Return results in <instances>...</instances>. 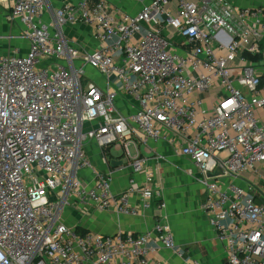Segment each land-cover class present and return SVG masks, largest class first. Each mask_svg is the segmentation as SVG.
<instances>
[{
    "label": "built area",
    "instance_id": "1",
    "mask_svg": "<svg viewBox=\"0 0 264 264\" xmlns=\"http://www.w3.org/2000/svg\"><path fill=\"white\" fill-rule=\"evenodd\" d=\"M0 5L29 42L25 55L0 57V264H148L157 248L182 257L167 224L112 236L64 224L68 207L136 215L128 196L157 195L132 179L113 195L111 174L88 160L91 141L102 156L120 150L132 174L146 165L139 146L162 144L188 160L225 264H264V120L256 116L264 111V7L148 0L129 15L81 0L52 9L44 23L47 0ZM78 24L92 30V52L63 35ZM86 169L92 186L79 178Z\"/></svg>",
    "mask_w": 264,
    "mask_h": 264
},
{
    "label": "crops",
    "instance_id": "2",
    "mask_svg": "<svg viewBox=\"0 0 264 264\" xmlns=\"http://www.w3.org/2000/svg\"><path fill=\"white\" fill-rule=\"evenodd\" d=\"M81 0H47L48 11L42 21H50V11L64 3H77ZM118 10L134 15L138 13L148 0H106ZM240 9H257L264 7V0H227ZM0 57L13 55L23 56L27 53L29 42L23 38V26L17 21L9 19L10 10L0 5ZM8 17V18H7ZM8 20L14 26L9 29ZM63 35L74 45L92 52L98 47L92 30L82 24L64 27ZM264 41V40H263ZM260 97L264 98V91ZM259 120H264V111L256 112ZM99 149L94 142L86 145V154L92 167L96 171L111 174L110 189L113 195L125 193L129 188V180H134V187L150 185L157 194L154 198L144 200L138 194L128 196V206L136 210V215L119 213L115 208L98 210L88 207L89 216H84L76 208L71 207L68 218L64 222L70 227H81L87 233L112 236L115 234H140L151 230L156 224H167L182 257L171 251L157 248L150 252L148 264H225L226 253L217 241L215 232L208 222V215L199 208L203 202V189L192 176L198 173L188 160L176 159L171 150L162 144H151L148 147H138L140 156L146 159L142 172L132 174L121 168V151L110 149L101 150L97 160L94 150ZM135 151V150H134ZM186 170H189L188 174ZM153 174V180L147 183V174ZM81 182L92 186L93 172L86 169L80 172ZM164 204V208L161 206Z\"/></svg>",
    "mask_w": 264,
    "mask_h": 264
},
{
    "label": "rangeland",
    "instance_id": "3",
    "mask_svg": "<svg viewBox=\"0 0 264 264\" xmlns=\"http://www.w3.org/2000/svg\"><path fill=\"white\" fill-rule=\"evenodd\" d=\"M1 13H2V11H0V15H1ZM9 22L10 21L8 20L7 26L9 27V29H11L14 26V24H10ZM85 73L89 77L90 80L94 81L96 84H98L102 88H104V86L102 84L103 77L95 68H93L91 66L86 67L85 68ZM93 150H94V153H93L94 156L93 157H94L95 160H97V157L99 156L100 150L99 149H95V148H93ZM128 150H129V153H130L131 157H134L135 156V151H134L133 147L132 146L128 147ZM110 153L115 154V150L110 149ZM65 209L66 210L63 212L62 217H64V219L66 220V218H68V211L67 210H71L72 208L68 207V208H65ZM66 223H67V221H66ZM66 223L64 222V224L67 227H70V226H68L69 224L67 223L68 224L67 225Z\"/></svg>",
    "mask_w": 264,
    "mask_h": 264
},
{
    "label": "trees",
    "instance_id": "4",
    "mask_svg": "<svg viewBox=\"0 0 264 264\" xmlns=\"http://www.w3.org/2000/svg\"><path fill=\"white\" fill-rule=\"evenodd\" d=\"M105 152V151H104ZM76 232L80 235H83L85 233H87L83 228L81 227H76Z\"/></svg>",
    "mask_w": 264,
    "mask_h": 264
},
{
    "label": "water",
    "instance_id": "5",
    "mask_svg": "<svg viewBox=\"0 0 264 264\" xmlns=\"http://www.w3.org/2000/svg\"><path fill=\"white\" fill-rule=\"evenodd\" d=\"M119 165H121L120 163H118Z\"/></svg>",
    "mask_w": 264,
    "mask_h": 264
}]
</instances>
